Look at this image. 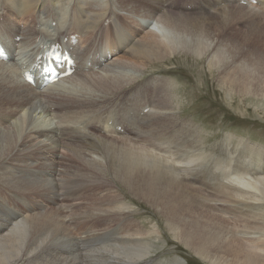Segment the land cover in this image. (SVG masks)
Segmentation results:
<instances>
[{
	"label": "bare ground",
	"instance_id": "obj_1",
	"mask_svg": "<svg viewBox=\"0 0 264 264\" xmlns=\"http://www.w3.org/2000/svg\"><path fill=\"white\" fill-rule=\"evenodd\" d=\"M239 1L0 0V29L12 32L13 14L17 30L22 27L16 51L0 61V204L6 211H33L13 219L0 216V264H76L68 255L70 225L62 210L80 205L91 183L104 184L108 190L99 194V202L83 211L115 221L127 206L111 186L116 179L157 208L179 240L208 264H264V208L253 211L260 221L256 230L249 231L245 211V231H234L225 206L201 198L196 168L206 154L178 143L186 134L181 123H165L180 117L168 71L141 78L147 67H157L154 60L192 56L207 62L230 98L264 97V0ZM131 23L145 30L130 34ZM74 33L79 34L76 72L42 90L21 79V66L42 43ZM102 49L110 50L104 61L96 56ZM86 60L99 68L85 70ZM165 147L164 153L154 152ZM209 159L216 166L222 162L219 173L210 176L224 179L233 197L263 202L264 176L254 177L252 169L231 159ZM72 166L77 171L70 174ZM202 187L213 188L211 183ZM44 215H52L57 225L37 241L34 221ZM125 233L118 237L125 243L118 252L127 258L115 253L116 261L107 263L145 264L150 246L137 240L136 231Z\"/></svg>",
	"mask_w": 264,
	"mask_h": 264
},
{
	"label": "rangeland",
	"instance_id": "obj_2",
	"mask_svg": "<svg viewBox=\"0 0 264 264\" xmlns=\"http://www.w3.org/2000/svg\"><path fill=\"white\" fill-rule=\"evenodd\" d=\"M186 1L188 2L189 0ZM11 19L14 23L12 26V32L7 31L4 28L0 29V33H4L9 38L15 36L18 32L21 33L22 28L21 27L19 31L17 30L19 27V22L17 25L18 18L15 14L11 15ZM130 25L132 28L130 34H135V32L141 33L145 30L144 28H142L143 31L140 30V23L138 25H133L131 23ZM16 49L17 45H15V48H13L12 51L15 52ZM152 62L153 66L157 67H154L155 69L152 67H147L145 69V73L142 74L141 78L145 75H149V73L159 74L162 70H167L168 72H166V78L171 81V84L173 86L172 93L173 91L175 92L173 93L172 99L175 102L174 104L176 105V115H180V117H177V119L175 120L172 118H166L165 123H168V120L172 123H181V127L179 128L182 129L183 134H186H182L183 141L177 140L178 143L180 145L186 143L188 147L204 151V153L206 154V158L201 160L200 165L196 168V172L199 175V180L202 186H204V184L211 183V188H213L211 189L212 191H202V188L204 187L200 186L199 190H201V198L205 201L209 200L210 203L214 201L212 204L219 209H222V207L225 206L226 208L224 207V209L227 213L225 214L226 219L230 223V226L232 224L231 227L234 231H245L243 229V224L244 220H246V217L243 215H245L247 211H249L246 214L247 223L249 222L248 224L253 228L254 226H259V216L255 215L254 218L253 213L255 212L253 211L255 209H263L264 200L263 202H261V204H258L253 202L252 200H247V202L239 196L233 197V195H231V188L228 187L230 188L229 190L228 188H226L227 186H223V184H225L224 179H222L220 176H214L213 178L210 176L211 171L215 170L216 174L219 173V167L221 166L222 162L220 163V166H216L213 162L214 160L212 161L211 159H209V157L214 156L216 158V162L219 159H231L233 163L240 164L248 170L252 169L251 175H253L254 177L264 176V97H260V95H240L230 98L220 88V86H218V82L215 80V75L214 73H211L212 71H209L210 69L207 67L208 65L205 60H197L192 56L182 55L176 56V58L167 59L165 62L159 60H154ZM194 64L197 65L195 66ZM171 73H173L174 75ZM186 95L187 97L185 98L184 96ZM245 96H247L248 98ZM180 145H178L177 147L182 149V146ZM173 148L174 147H172V149ZM167 150L168 149L166 147L159 149L156 148L154 149V152L157 153L160 151L161 153H164V151ZM76 171L77 170L73 166L70 168V174ZM90 185L91 186L84 191L85 199H82L80 205L76 206L75 208H65L64 210H62V213L64 214L63 217L65 216V218L67 219V223L70 225L68 231H70L71 233V246L69 249H67L68 255L73 256L75 258V261L78 260L76 264H106L107 262L109 263L114 259V261H116V258H127L122 254H119V252H121L120 246H125V243L122 240L118 239V237L126 234L125 232L127 231H136V235L139 236L138 238H140L137 240H143L148 246H150V253L145 258L147 260V264L207 263L205 259L198 256L182 241L179 240V234L170 227L171 225L168 224L167 218L157 208L143 201L142 198L137 197L134 191L129 188L127 189L124 184L117 179L111 186L114 187V189H116L120 194H122L123 201L127 204L126 208L120 211V213L122 214L117 216L118 218L115 219V221H110L105 218H100L98 216L100 213L98 215L96 213L92 215L94 211L84 212V209L88 208L94 203L99 202V194H104L108 190V187L104 184L92 185L91 183ZM216 185H218L219 188ZM2 199L4 200V198L0 196V201H2ZM221 200L224 201L222 204ZM237 200L240 202V204H237ZM246 202L248 203V205H245ZM247 206L250 207L248 208ZM6 209V205L0 204V213L2 214L0 216L2 218L7 217L9 219H13L14 217H21V215H26L33 212H18L17 210L14 211L9 209L6 211ZM65 211L68 213H66ZM242 211H244V213H242ZM237 212H239L240 214H238ZM86 214L88 217H79ZM262 214H264L263 211ZM250 219H253V221ZM34 222L35 227L32 238L37 241H40V237H42V235L52 233L57 225L52 215L41 216ZM104 227L109 231L107 230L105 232ZM253 228L249 231L256 230L255 228ZM99 229L101 231H98ZM102 229L104 232L102 231ZM133 229H139L141 230V233L139 232V230ZM153 229H156V232H153ZM86 232L90 237L87 236L88 234ZM82 236H84L83 240ZM5 237L6 239H10V237L8 236ZM116 239L117 241H120H118L117 243ZM6 246L10 248L11 244ZM102 246L104 247L103 249ZM14 247L15 245L13 246V248ZM110 247L111 249H113V251L110 249ZM1 248L2 245H0V250ZM97 248L103 252L101 253L97 250ZM105 249H107L108 251ZM96 250L98 251V253ZM124 250L126 249L124 248ZM97 254L98 256L96 257ZM114 254L116 258H114ZM103 255L105 257L108 255L106 257L108 259L103 257ZM100 256L103 259V263H101L102 259L100 258ZM209 260L211 262L213 261L212 259Z\"/></svg>",
	"mask_w": 264,
	"mask_h": 264
}]
</instances>
